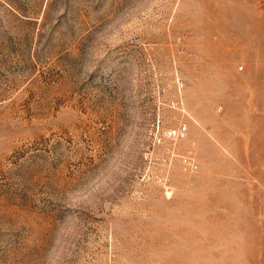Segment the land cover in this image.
<instances>
[{"label":"rangeland","instance_id":"1","mask_svg":"<svg viewBox=\"0 0 264 264\" xmlns=\"http://www.w3.org/2000/svg\"><path fill=\"white\" fill-rule=\"evenodd\" d=\"M0 264H264V0H0Z\"/></svg>","mask_w":264,"mask_h":264},{"label":"built area","instance_id":"2","mask_svg":"<svg viewBox=\"0 0 264 264\" xmlns=\"http://www.w3.org/2000/svg\"><path fill=\"white\" fill-rule=\"evenodd\" d=\"M191 167H192V168H196V165H195V164H191Z\"/></svg>","mask_w":264,"mask_h":264}]
</instances>
